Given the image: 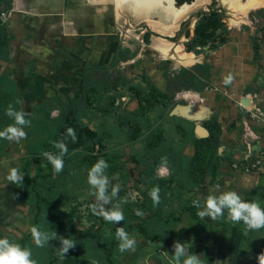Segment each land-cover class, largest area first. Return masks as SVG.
I'll use <instances>...</instances> for the list:
<instances>
[{
  "label": "rangeland",
  "instance_id": "obj_1",
  "mask_svg": "<svg viewBox=\"0 0 264 264\" xmlns=\"http://www.w3.org/2000/svg\"><path fill=\"white\" fill-rule=\"evenodd\" d=\"M247 2L240 0V5ZM210 3L193 0L189 4L193 10ZM218 4L215 11L191 22L181 18L166 23L159 14L150 20L135 17L121 0H91L89 14L96 19L91 28L100 33L96 41L85 44L96 57L92 56L90 68H84L81 80L62 88L54 73L31 74L24 67L31 48L25 38L27 20H21L28 17L24 6L35 12L47 7L0 0V27L7 32L0 45V78L14 82L15 107L25 110L30 119L24 128L27 135L19 142L0 138V237L19 244L30 237L35 245L31 182L25 176L23 184L7 180L10 169L23 173L31 162V176L52 173L39 182L40 195L71 216L75 229L82 233L73 238L76 246L72 254L61 258V264H173L175 241L190 243L188 251L204 258L206 264H258L259 254L264 253V249L257 250L263 232L248 231L239 224L236 236L230 238L220 231L226 229L220 227L224 224L216 220L214 231L207 224L204 232L206 222L184 210H191L199 191L215 185L222 174H254L264 162V0L244 13L240 5L230 6L223 0ZM18 6L22 11L15 12ZM35 16L53 22L61 18V14ZM32 20L33 26L39 23ZM81 21L88 25V16ZM159 22L173 30H157L153 23ZM56 35L55 30L54 39L49 40L55 50ZM106 51L107 56L101 57ZM183 69L192 70L205 82L200 88H187L195 83L189 82L185 89L168 90V82L185 80ZM209 69L211 77L206 75ZM39 74L44 77L37 78ZM160 78L166 83L162 90ZM242 97L250 99L246 109L241 107ZM180 107L193 109L195 115H184ZM0 118V130L14 123L5 112ZM208 127L216 133L211 142L206 141ZM250 130L257 138L247 136ZM56 142L68 149L59 173L44 156V152L58 154ZM257 157L260 164L254 168L252 161ZM101 158L109 164L105 170L108 193L120 185L118 194L103 205L104 210L123 212L125 219L116 224L104 219L101 202L88 183L89 170ZM156 186L159 202L154 204L146 193ZM147 205L153 215L143 210ZM150 216L161 219L166 231L152 228L150 234ZM124 222L133 229L129 236L136 243L121 251L115 233ZM97 241L105 242L107 250L100 249ZM223 243L234 248L227 249Z\"/></svg>",
  "mask_w": 264,
  "mask_h": 264
},
{
  "label": "clouds",
  "instance_id": "obj_2",
  "mask_svg": "<svg viewBox=\"0 0 264 264\" xmlns=\"http://www.w3.org/2000/svg\"><path fill=\"white\" fill-rule=\"evenodd\" d=\"M7 117L14 121L3 130H0V138L9 141L19 142L26 137L25 126L30 125V119L26 118L25 110H17L15 105L10 103L5 109ZM69 134L74 136V131L69 129ZM54 147L59 149L58 154L53 155L51 152H44V156L53 166L56 173L62 171L64 166L63 157L67 153V146L63 142H56ZM109 167L107 161L99 159L88 172V183L92 186V194L101 202L100 207L104 219L108 222L118 223L125 219L124 214L119 209L104 210L103 205L111 202L118 192L120 185L116 184L112 188L111 194L108 193L109 177L105 170ZM24 174L18 168L10 169L7 180L13 184H23ZM113 179H118L114 176ZM159 187L156 186L149 193L154 204L159 202ZM193 206L198 209L197 215L200 218H210L218 220L226 218L232 223H243L248 231L260 230L264 228V207L258 201H247L242 199L237 191H226L220 195H209L203 204L199 199L194 200ZM226 210V211H225ZM137 214L142 213L137 210ZM226 214V216H225ZM31 233L35 244L38 247H44L50 240L55 239L58 235L56 231L41 230L39 225L31 227ZM116 238L120 241L119 248L121 251L132 248L136 241L130 238L124 227L116 229ZM60 247L58 253L61 258L76 246V241L71 238L59 236ZM190 243L174 242L173 246V264H203L199 255L188 251ZM0 264H36L32 259V250L30 247L22 246L19 243L11 241L7 237H0ZM258 264H264V253L259 254Z\"/></svg>",
  "mask_w": 264,
  "mask_h": 264
},
{
  "label": "crops",
  "instance_id": "obj_3",
  "mask_svg": "<svg viewBox=\"0 0 264 264\" xmlns=\"http://www.w3.org/2000/svg\"><path fill=\"white\" fill-rule=\"evenodd\" d=\"M24 7L28 9L26 11L28 17L20 19L27 20L25 24V33L29 34L25 35V38L31 41V48L27 52L29 62L24 66L27 68V71H29L31 74L46 72L54 73V79L61 80L59 87L62 88L69 87L70 84H74V82L81 80L84 68H90L88 67V64L95 60L92 57L95 55V52L93 55H91V51L87 52L86 50V40L96 41L98 35L97 33H100L96 30V28H91V24L95 25L96 23V19L93 21L91 19V15L89 14L90 10L92 9L91 0H86V4H84L83 7H81L80 3H78L76 6L70 7L69 10H67L68 13L52 12V10L42 8V14L41 12H35L32 7H28L26 5ZM21 9L22 8L18 6L14 11L19 12L22 11ZM86 10H89L88 15H84ZM69 13H71V16ZM54 14H61L62 19L60 18V21L56 22H53L50 19L43 21L42 18L35 16L51 15V17H53ZM82 15L83 17L85 16V18L88 16V25H86L85 21H81L83 18L81 17ZM32 19L38 20L37 22L39 23L33 26L34 21ZM55 30L57 31L56 50V46L50 44L49 41L52 38L54 39L53 33ZM102 31H105L104 28ZM107 54L108 52L106 51L101 57H106ZM37 76L35 77L42 79L44 74H39ZM31 77H33V75H31ZM164 85L166 86L165 80L160 78V80H158V88L162 90ZM242 99L243 97L240 100L242 101ZM218 179L219 180H217L218 182H216L215 185H210L207 188H202L199 191L197 198L201 201V204H203L209 195H220L223 192L232 190L237 191L238 194L241 195L242 199L247 201H258L261 206L264 207V162L260 167L259 172H255L254 174H238V172H235L232 175L222 174V176H220ZM202 220L209 224L211 232L214 231L213 223L215 220L213 221L207 217L202 218ZM216 221H219L220 224H224L220 225V227L223 226L226 229H221L220 231H223V234L230 236V238L236 236L237 229L235 228V225L243 224L242 222L239 224L229 222L226 220V218H221ZM231 223L234 225L232 228L230 227ZM259 231L263 232L261 233L263 235H260L262 238L259 239L257 250H263L264 228L260 229ZM224 243L223 247L227 246V249L231 247L234 248V246L226 245ZM246 253L247 251L245 254Z\"/></svg>",
  "mask_w": 264,
  "mask_h": 264
},
{
  "label": "trees",
  "instance_id": "obj_4",
  "mask_svg": "<svg viewBox=\"0 0 264 264\" xmlns=\"http://www.w3.org/2000/svg\"><path fill=\"white\" fill-rule=\"evenodd\" d=\"M191 2H193V0H176V5L181 6L184 3H191ZM6 37H7V32L5 31L4 28L0 27V45L2 44V40L5 39ZM210 70L211 69H209L208 72L206 71L207 77H211ZM91 71L92 70H90L89 72ZM182 72H183V75L185 76V80L179 81L178 83H175V84L174 83L169 84L168 82V90L172 89V91H179L180 89H183V88L185 89L186 87H183V86H186V84L189 82H195V83H189L187 88H190L193 86L200 88V84L202 82H205L202 79H200L194 72H192V70L183 69ZM85 76L87 77L88 74H86ZM85 88L86 87L82 88V90ZM85 96H87L86 91L84 92V97ZM16 99H17V90H16L14 82L10 80L2 81L0 78V114H3L5 112V109L10 103L15 105ZM205 123L207 124V121H205ZM191 126H192V123H191ZM208 129L210 130V136L206 139V141L211 142L215 138L216 133L214 132L213 127H208ZM36 134L40 135V131H36ZM66 155L67 153L64 155L63 160L66 158ZM23 173L26 177V180L31 182V191L34 196V201H32V204L36 206L35 224L39 225L41 227V230L56 231L58 236L55 239L50 240L49 243L46 244L44 247H38L36 244L35 245L32 244L30 237L24 238L21 241V245L31 248L32 259L36 261V264H61V257L58 253V249L60 247L59 236H62L64 238L73 239L76 237V235L81 236L82 233H80L79 231L75 229V223L73 222L71 216H69L65 212L57 210L52 200L48 198H44L40 195L39 187H38L39 182L41 180L43 181L47 178H50L52 176V173H49L48 175L40 174V175L31 176V162H27L26 166L23 168ZM146 196L147 197L150 196L149 192L146 193ZM151 208L152 207L150 205L143 206V210L148 209L152 212V215H153L154 211H152ZM184 210H186V212H189L192 218L194 219L198 218L196 207H193L191 210H187V209H184ZM148 220H151L152 222L151 225L149 224V227H148L149 228L148 232L150 234L151 232L149 230H152V228H155L156 231L157 230L166 231L167 226L164 223H162L161 219L158 220L155 218V216H150ZM153 224H155L154 227H152ZM205 224H206L207 229L203 231L207 232L208 226H207V223ZM119 227H124L125 230L128 232V234L133 230L131 226L129 225V223L127 222L126 223L124 222L123 224L118 225L116 229ZM88 238H89V241L96 240L93 238L90 239V237ZM73 240H76V239H73ZM166 240H170V239L167 238ZM99 242L100 241H97V244L100 246V249H103V251H106L107 244L105 242L103 244L102 241L100 243ZM67 254H72L71 249H69V252ZM73 255L75 254L73 253ZM200 259L203 261V264H206L204 258H200ZM162 260L164 259L162 258Z\"/></svg>",
  "mask_w": 264,
  "mask_h": 264
},
{
  "label": "bare ground",
  "instance_id": "obj_5",
  "mask_svg": "<svg viewBox=\"0 0 264 264\" xmlns=\"http://www.w3.org/2000/svg\"><path fill=\"white\" fill-rule=\"evenodd\" d=\"M123 2V6L126 9L132 11L135 17L139 19L150 20L154 15H161L166 23H175L178 22L179 19L183 18L184 14L188 11L192 10L189 5H183L180 8H176L174 6V0H121ZM228 3L230 6L240 5V0H223ZM27 4H41L44 7L60 10L62 12H67L70 7L76 6L78 3L83 7L86 4V0H24ZM263 0H248V2L244 5H240L242 7V13H244V9L247 7H252L256 5H260ZM68 13V12H67ZM246 14V13H245ZM156 17V16H155ZM158 17V16H157ZM162 22L159 24L153 23V25L157 28V30H165V33H169L168 30H173L172 28H165L162 26ZM172 26V25H171ZM177 26L174 25L173 27ZM175 29V28H174ZM177 29V28H176ZM172 33V32H171ZM189 96V95H188ZM198 97V96H197ZM195 98V97H194ZM187 113H191L190 110H183Z\"/></svg>",
  "mask_w": 264,
  "mask_h": 264
},
{
  "label": "water",
  "instance_id": "obj_6",
  "mask_svg": "<svg viewBox=\"0 0 264 264\" xmlns=\"http://www.w3.org/2000/svg\"><path fill=\"white\" fill-rule=\"evenodd\" d=\"M211 3L210 4H203L201 7L195 8L193 10L188 11L187 13L184 14L183 16V20L187 21V22H191L192 20H194L196 17H198L199 15H201L202 13H209V12H213L215 11L217 8H219V4H218V0H210ZM189 5V3H184L181 6H177L176 5V1L174 0V6L176 8H180L183 5ZM43 11V9L41 10ZM43 14V12H41ZM249 98H243L241 103L243 106L248 107L249 105ZM178 110H180L184 115H188V116H194L195 113L192 112L191 113H187L185 111H183L182 107H180Z\"/></svg>",
  "mask_w": 264,
  "mask_h": 264
},
{
  "label": "built area",
  "instance_id": "obj_7",
  "mask_svg": "<svg viewBox=\"0 0 264 264\" xmlns=\"http://www.w3.org/2000/svg\"><path fill=\"white\" fill-rule=\"evenodd\" d=\"M241 107L243 108V109H246L245 108V106H243V105H241ZM253 117H256V115L255 114H253ZM249 129V128H248ZM247 136H252V137H254V138H257V135H255V133L252 131V130H250V131H248V134H247ZM253 163H252V166L254 167V168H257V167H259V164H260V161H259V157H257L254 161H252ZM252 171H255V170H252Z\"/></svg>",
  "mask_w": 264,
  "mask_h": 264
},
{
  "label": "flooded vegetation",
  "instance_id": "obj_8",
  "mask_svg": "<svg viewBox=\"0 0 264 264\" xmlns=\"http://www.w3.org/2000/svg\"><path fill=\"white\" fill-rule=\"evenodd\" d=\"M176 1V0H175Z\"/></svg>",
  "mask_w": 264,
  "mask_h": 264
}]
</instances>
